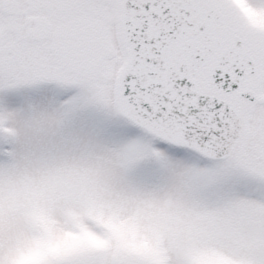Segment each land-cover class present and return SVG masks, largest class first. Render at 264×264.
Returning <instances> with one entry per match:
<instances>
[{"label": "snow or ice", "instance_id": "6c2138e0", "mask_svg": "<svg viewBox=\"0 0 264 264\" xmlns=\"http://www.w3.org/2000/svg\"><path fill=\"white\" fill-rule=\"evenodd\" d=\"M0 264H264V0H0Z\"/></svg>", "mask_w": 264, "mask_h": 264}]
</instances>
